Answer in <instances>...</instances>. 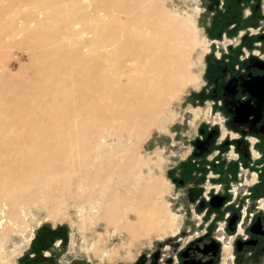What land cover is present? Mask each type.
Listing matches in <instances>:
<instances>
[{"label":"bare ground","instance_id":"obj_1","mask_svg":"<svg viewBox=\"0 0 264 264\" xmlns=\"http://www.w3.org/2000/svg\"><path fill=\"white\" fill-rule=\"evenodd\" d=\"M193 32V22L163 0H0V39L23 36L32 60L21 82L0 74L1 244L15 231L24 241L28 206L37 198L53 209L81 200L88 206L77 205L80 226L89 207L96 221L131 240L173 228L153 197L160 182L141 176L136 149L194 81L187 70ZM105 126L117 134L102 133ZM133 132L131 147L113 153L120 134ZM224 136L222 130L220 141Z\"/></svg>","mask_w":264,"mask_h":264},{"label":"rangeland","instance_id":"obj_2","mask_svg":"<svg viewBox=\"0 0 264 264\" xmlns=\"http://www.w3.org/2000/svg\"><path fill=\"white\" fill-rule=\"evenodd\" d=\"M252 1L239 0L245 7L239 5V8L234 10V16L226 22V26L233 25L218 29V35L211 36L209 26L214 20V15L219 13L231 16L227 9L219 8L225 0H163L166 9L179 17L186 16L193 22L194 47L188 56L187 70L194 81L186 85L164 108L163 113L169 118L167 122L162 127H151L147 135L144 133L146 136L137 146L136 157L141 176L159 180L161 191L154 194L151 191V194L174 219L173 228L162 235H152L149 239L131 240L125 231L114 225L109 224L106 227L103 221H96L95 210L88 211L89 207L83 209L85 212L82 211L86 215V222L84 226H80L77 205L84 204L81 200L80 203H75L71 198L65 199L59 202V208L53 209L43 199L37 198L34 204L28 206L30 212L25 222L27 233L24 241L15 231V234L0 243V254L6 260L5 264H174L180 261V252L203 235V243L216 237L221 240L220 252L214 264H264V240L261 237L255 247L235 253L232 252L231 238L222 233L226 227V214L231 211L243 213L245 207L247 213L261 216L257 221L260 222L264 217V211H259L256 203L258 197L264 198V181L258 179V183L252 185L255 175L258 176L259 172H250L251 176L248 178L243 171L237 173L236 182L241 184L234 183L236 191H233L232 196H235L234 201L238 203L233 205H226L229 198L222 197L223 204L213 206L208 200L209 194H194V203L183 197V193L192 187L202 190L210 184L206 182L207 175L198 170L217 146L219 134L213 135L212 141L209 142L211 145L206 146L201 156H194L196 151L200 152L198 146L210 131V128L206 130L201 126V115H209L210 109L221 118L224 117L211 97V88L216 81L226 78L230 70H235L244 57L243 44H234L243 39V10ZM258 4H261L260 0L255 2L254 7ZM26 7L28 11L32 10V6ZM256 14V19L264 18V11ZM236 24L238 26H235ZM0 42V74L8 76L9 81L21 82L32 71L31 56L27 54L28 40L23 36H14L3 37ZM229 56L235 57V60L230 62ZM211 71H214V75H210ZM0 101L4 102L2 96ZM195 110L201 112L194 115ZM114 129V126H105L101 131L105 134H117ZM120 135L123 142L113 149V153H119L120 150L125 152L131 147L135 137L134 132L129 137L124 133ZM109 141L116 143L114 137ZM241 147L245 149L246 145ZM227 150L223 147L217 159L226 160L231 152L228 148ZM123 157V153L121 157L110 154L105 156V161L109 163ZM189 160L198 164L191 171L196 173V179L187 180L183 185L178 181L174 182L178 169ZM241 174L245 178L240 176ZM96 184L93 183L90 187ZM211 184L214 185L216 193L224 195V188L219 186L223 185V182L214 180ZM247 197L248 204L245 200ZM84 205L88 206L87 203ZM129 217L133 218L132 215ZM247 223L248 221H244L242 229L247 227Z\"/></svg>","mask_w":264,"mask_h":264},{"label":"flooded vegetation","instance_id":"obj_3","mask_svg":"<svg viewBox=\"0 0 264 264\" xmlns=\"http://www.w3.org/2000/svg\"><path fill=\"white\" fill-rule=\"evenodd\" d=\"M256 1L250 2L251 4L247 5L246 9L243 10V39L239 43L234 44L235 46L241 45L240 43L243 44L244 57L240 60L239 66L235 70H230L226 78L223 77L221 80L216 81L215 85L211 88V97L218 105L219 112L224 117L221 118L213 110L209 111V115L213 116L212 122L214 125L210 127L203 126L206 130L210 128V131L204 136V141L201 140L202 143L198 146L200 152L196 151L194 154L195 157L201 156L202 152L206 150V146L211 145L209 142L212 141L213 135H220L221 127L225 130V139L222 142L219 140L220 144L216 147H221V149L215 154V157H218L223 147L226 150L228 148L231 151L228 158L236 155L238 159L243 161V167L240 171H243L245 175L247 174V178L252 172L254 174L255 172H259L258 176L255 175L252 185L257 184L258 179L262 182L264 181L262 179L264 176V18L262 20L256 19V13L264 11V0H260L261 4L254 7ZM239 5L243 6L239 0H225L224 4L221 2V7L219 8L227 9L231 16L216 13L211 25L209 24L211 29V33L209 34L211 36L213 34L218 35V29L233 25L226 26V22L227 19L234 16V10H237ZM235 26L238 25L236 24ZM229 58L231 59L230 62L235 60V57L229 56ZM209 73L210 75H214V71ZM243 144L246 145L245 149L241 147ZM253 151H257L258 153L255 154ZM222 162L223 159L218 158L216 162H213L212 170L222 171ZM195 165L198 164H194V160H189L182 164L178 170H180L184 177L185 173H190L194 170ZM202 167L201 165L200 168ZM176 176L177 178H174V182L178 181L182 184L186 181L179 177L178 174ZM214 180L211 181L213 182ZM234 183L237 182L231 181L225 182L223 185L219 184L225 190L224 195H219V193L215 192L213 186L210 187L208 192L210 198L208 200H211L212 197H217L219 199V206L223 204L224 200H222V197L224 199L229 198L226 201V205L238 203V201H234L235 196H232L235 190ZM240 184L237 183V185ZM248 195H250V192ZM245 200L246 204H248L249 198L247 197ZM256 203L257 209L264 211V198L258 197ZM259 217L261 216L247 213L245 207L243 213L231 211L226 214V227L222 233L227 234L226 236L231 238L233 242L232 252L236 253L246 248L255 247L260 237L264 240V217L260 219V222L257 221ZM244 221H248V223L247 227L242 229ZM244 233L250 236H244ZM204 236H199L194 244L185 247L179 254L180 261H176L174 264H214L217 254L220 252L221 240L216 237L210 242L203 243L202 238ZM231 259L233 260L234 257Z\"/></svg>","mask_w":264,"mask_h":264},{"label":"crops","instance_id":"obj_4","mask_svg":"<svg viewBox=\"0 0 264 264\" xmlns=\"http://www.w3.org/2000/svg\"><path fill=\"white\" fill-rule=\"evenodd\" d=\"M209 111H210V109H209ZM209 111H208V113H209ZM200 112L201 111L199 110L196 113L198 114ZM205 114L206 113L201 115L202 119H203V116ZM202 119L200 120L201 126H205L206 125V126L210 127L211 125H214L213 122H212V120H213V116L212 115L211 116L208 115V120H205V119L202 120ZM220 129H221V131L223 130L221 127H220ZM221 131H220V135H221ZM220 135H219V138H220ZM221 142H222V140H221ZM218 144H220V142H218L217 145ZM217 148L218 147H215L213 152L210 153L206 157V163L205 164L202 163V166H204V167L200 168V170H198V171H202V172H204L207 175L206 182L210 183V184L212 183L211 180H213V179L218 180L221 183L222 182L223 183L231 182V181L232 182H236V179L238 178L237 173H239L240 170H242V167H243V165H242L243 163L242 162L243 161L238 159V157L236 155H233L231 158L223 160V162H222V167H223L222 171L221 170L220 171H213L212 170V164H213V162H216V160H217V158L215 157V154L217 153V150H218ZM212 154H214V156H211ZM177 174H178L179 177L183 178L186 181L190 180V179L195 180L196 177H197L196 173H193V172H190V173L187 172V173L184 174V177H183L182 173L180 172V170H178ZM210 184H208L206 188L204 187L203 188L204 190L203 189L199 190L197 188L192 187V188L189 189V191L183 193L184 194L183 197H186L187 199H189L191 201V203L192 202L194 203L195 202L194 194L197 195V193H198L200 195L202 194V196H204V194H208V192L210 190L209 188L214 186V185H212V184L210 185Z\"/></svg>","mask_w":264,"mask_h":264},{"label":"water","instance_id":"obj_5","mask_svg":"<svg viewBox=\"0 0 264 264\" xmlns=\"http://www.w3.org/2000/svg\"><path fill=\"white\" fill-rule=\"evenodd\" d=\"M219 199L217 197H212L210 200V204L213 206H219Z\"/></svg>","mask_w":264,"mask_h":264}]
</instances>
